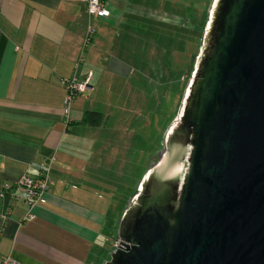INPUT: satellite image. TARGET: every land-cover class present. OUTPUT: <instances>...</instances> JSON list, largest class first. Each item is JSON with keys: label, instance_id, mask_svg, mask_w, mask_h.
I'll use <instances>...</instances> for the list:
<instances>
[{"label": "water", "instance_id": "obj_1", "mask_svg": "<svg viewBox=\"0 0 264 264\" xmlns=\"http://www.w3.org/2000/svg\"><path fill=\"white\" fill-rule=\"evenodd\" d=\"M164 145L104 264H264V0H214Z\"/></svg>", "mask_w": 264, "mask_h": 264}, {"label": "crops", "instance_id": "obj_2", "mask_svg": "<svg viewBox=\"0 0 264 264\" xmlns=\"http://www.w3.org/2000/svg\"><path fill=\"white\" fill-rule=\"evenodd\" d=\"M86 3L0 0V192L24 174L48 170L51 180L32 219L23 220L27 208L14 189L0 198V259L104 264L114 251L125 210L119 211L116 187L99 178L105 154L95 147L103 142L91 132L104 125L81 122L86 111H97L81 95L72 102L68 118L64 112L63 78L84 80L91 70L95 91L102 77L111 74L102 64L106 40L114 46L115 34L106 26L119 10L111 9L107 18H91ZM90 25L95 37L86 46Z\"/></svg>", "mask_w": 264, "mask_h": 264}, {"label": "rangeland", "instance_id": "obj_3", "mask_svg": "<svg viewBox=\"0 0 264 264\" xmlns=\"http://www.w3.org/2000/svg\"><path fill=\"white\" fill-rule=\"evenodd\" d=\"M213 2L109 0V8L120 13L106 26L115 34L114 46L106 40L102 64L111 74L102 77L97 90L91 84V89L79 95L90 98L95 110L105 113L104 128L91 136L103 142L95 147V152L105 154L103 164L99 161V178L116 187L120 213L165 149L166 134L180 114ZM88 30L86 46L93 45L95 37ZM90 73L96 85L93 71L87 76Z\"/></svg>", "mask_w": 264, "mask_h": 264}, {"label": "built area", "instance_id": "obj_4", "mask_svg": "<svg viewBox=\"0 0 264 264\" xmlns=\"http://www.w3.org/2000/svg\"><path fill=\"white\" fill-rule=\"evenodd\" d=\"M87 13L91 18H107L111 16V9L109 8V0H87ZM89 35L95 33V28L90 25ZM88 34L86 36V39ZM89 38V37H88ZM91 73L84 80H79L76 77L63 78L62 84L66 88V96L64 99L65 114L69 117L71 111V104L77 95L86 92L91 89ZM51 185V180L48 170L42 174L33 176L24 174L21 179L12 187L9 183L3 185V189L0 192V198H2L6 191L14 189V195L20 197L23 203L26 205L27 212L23 220H29L35 217L33 209L37 206L39 201L43 199ZM119 237L113 241L115 249L119 248L122 243ZM0 264H22L18 260L11 256H7L0 259Z\"/></svg>", "mask_w": 264, "mask_h": 264}, {"label": "trees", "instance_id": "obj_5", "mask_svg": "<svg viewBox=\"0 0 264 264\" xmlns=\"http://www.w3.org/2000/svg\"><path fill=\"white\" fill-rule=\"evenodd\" d=\"M103 119L104 114L101 112L86 111L81 122L86 125L99 126L101 125Z\"/></svg>", "mask_w": 264, "mask_h": 264}]
</instances>
